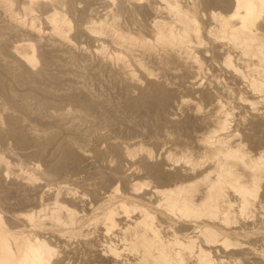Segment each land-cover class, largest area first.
<instances>
[{"label":"bare ground","instance_id":"1","mask_svg":"<svg viewBox=\"0 0 264 264\" xmlns=\"http://www.w3.org/2000/svg\"><path fill=\"white\" fill-rule=\"evenodd\" d=\"M80 251L264 264V0H0V264Z\"/></svg>","mask_w":264,"mask_h":264},{"label":"rangeland","instance_id":"2","mask_svg":"<svg viewBox=\"0 0 264 264\" xmlns=\"http://www.w3.org/2000/svg\"><path fill=\"white\" fill-rule=\"evenodd\" d=\"M130 253L129 252H126L124 253L123 255H121L122 257H130L128 256V254ZM75 258H72L71 259V264H80L82 259H83V256H84V253L82 251L78 252L76 255H74ZM229 260V259H228Z\"/></svg>","mask_w":264,"mask_h":264}]
</instances>
